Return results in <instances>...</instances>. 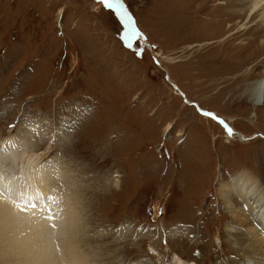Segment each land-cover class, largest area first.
Masks as SVG:
<instances>
[{
  "label": "rangeland",
  "instance_id": "1",
  "mask_svg": "<svg viewBox=\"0 0 264 264\" xmlns=\"http://www.w3.org/2000/svg\"><path fill=\"white\" fill-rule=\"evenodd\" d=\"M123 3L151 47L130 33L128 47L99 0H0V142L21 133L27 152L65 167L91 264H247L224 231L245 232L217 183L246 170L264 184V103L247 93L264 76L260 8Z\"/></svg>",
  "mask_w": 264,
  "mask_h": 264
},
{
  "label": "bare ground",
  "instance_id": "2",
  "mask_svg": "<svg viewBox=\"0 0 264 264\" xmlns=\"http://www.w3.org/2000/svg\"><path fill=\"white\" fill-rule=\"evenodd\" d=\"M250 1H252V5L250 6L251 13L255 9L260 8V11L254 18L256 17L258 19L257 22H259L258 34L256 35L261 38L259 50L263 51L264 38L261 36L262 32H264V0ZM123 5L132 17V25L136 28V33H138L130 34L141 40L145 39L135 25L131 12L124 3ZM243 9L233 12L229 10L231 17H240ZM225 20L221 18L218 22L224 24ZM121 22L124 23L122 20ZM228 25L231 27L232 23L229 22ZM233 34H230V36ZM253 41L256 42V40ZM248 47V44H246L245 48ZM250 85L247 93L251 96L253 104L262 105L264 103V76ZM175 87L178 89L176 85ZM181 93L184 96L183 91ZM187 100L188 102H193L188 98ZM199 107V111L204 116L205 112H210L208 109H201V106ZM211 113L215 114L212 118L220 123L216 118L220 117L215 112ZM224 120L236 133L235 127L226 119ZM220 124L226 129L224 124ZM170 128L171 124H167V132H169ZM20 135L21 133L16 135L15 138H9L10 140L0 142V174L6 177L4 182H0V190L8 187L13 190L14 194L17 190H23L28 195L39 190L46 195L54 196L57 202L55 199L53 202H50L49 206L53 209L55 219L52 221L46 219V213H41L39 210L29 209L22 213V206L18 204L19 200L15 195L9 196L6 192L0 194V256L9 260V264H91L88 260L89 256L87 257V254L84 253L80 246L81 239L76 234L79 220L76 213L78 200L69 188L75 182L63 170L65 167L63 168L56 160L57 164L55 162L46 163L42 161L41 154L38 156L35 153L30 154L27 152L30 150L28 149L29 145L26 147L28 142ZM29 135L31 134L27 136ZM217 184L219 199L224 203L223 205L226 208L228 207L233 216L239 220L238 229L245 232L240 233L230 222H227L224 231H227L226 234L233 237L234 244H238V249L242 251V259L247 264H264L263 182H261L259 177L245 170L236 172L229 179L220 174ZM12 199L13 201H11ZM52 223L56 224L55 228L51 227ZM45 226L50 228L48 233H46L48 228H43ZM238 234L243 235V237ZM238 236L239 238H237ZM182 261L180 257L177 259L178 264H185ZM187 264H195V262L192 261Z\"/></svg>",
  "mask_w": 264,
  "mask_h": 264
},
{
  "label": "snow or ice",
  "instance_id": "3",
  "mask_svg": "<svg viewBox=\"0 0 264 264\" xmlns=\"http://www.w3.org/2000/svg\"><path fill=\"white\" fill-rule=\"evenodd\" d=\"M99 2L103 3L108 9H114L115 13L119 16V18L124 22V25L127 26V29L124 31V39L129 40L128 47H131L130 42V36L129 33L132 34H138L136 33V30L132 26V17L129 15L127 10L125 9L123 5V0H99ZM144 52V49H141L138 47L137 49V55L142 56ZM154 61L159 64V60L155 57H153ZM207 116L214 117L215 114L211 112H205L204 113ZM220 123L224 124L226 127L227 132L229 135L234 134V130L229 127L225 121L222 119L216 117ZM11 127H15V125H11ZM43 167V165H41ZM6 180V177L2 174H0V182H4ZM7 193L9 196L15 195V197L19 200V203L23 205L21 208V211H28L29 209L32 210H39L41 213H47L46 219L48 220H54L55 216L53 214V209L49 206L50 202H53L55 200V197L52 195H46L42 191L36 190L33 194L28 195L23 190H17V192L14 194L13 190L11 188L5 187L2 190H0V194ZM35 215V213H33ZM52 228L56 227L55 223L51 224Z\"/></svg>",
  "mask_w": 264,
  "mask_h": 264
},
{
  "label": "water",
  "instance_id": "4",
  "mask_svg": "<svg viewBox=\"0 0 264 264\" xmlns=\"http://www.w3.org/2000/svg\"><path fill=\"white\" fill-rule=\"evenodd\" d=\"M117 15V14H116ZM117 17H118V19H119V16L117 15ZM120 20V22H121V19H119ZM122 23V22H121ZM124 24V23H123ZM133 26V25H132ZM135 30H136V28L135 27H133ZM137 31V30H136ZM142 38V37H141ZM145 39H142V41H144ZM146 44H148L150 47H151V43L149 42V41H144ZM184 98H185V96H184ZM185 100H187V97L185 98ZM188 101V100H187ZM189 103H191V104H194V105H196V107L198 108V109H200V107L197 105V103L196 102H189ZM220 119H222L223 121H225L222 117H220ZM226 122V121H225Z\"/></svg>",
  "mask_w": 264,
  "mask_h": 264
}]
</instances>
